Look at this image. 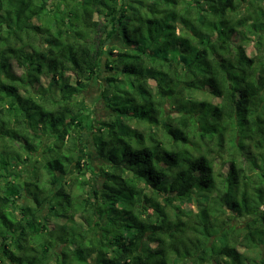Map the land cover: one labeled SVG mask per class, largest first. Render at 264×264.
<instances>
[{"label": "trees", "instance_id": "1", "mask_svg": "<svg viewBox=\"0 0 264 264\" xmlns=\"http://www.w3.org/2000/svg\"><path fill=\"white\" fill-rule=\"evenodd\" d=\"M0 264H264V0H0Z\"/></svg>", "mask_w": 264, "mask_h": 264}, {"label": "rangeland", "instance_id": "2", "mask_svg": "<svg viewBox=\"0 0 264 264\" xmlns=\"http://www.w3.org/2000/svg\"><path fill=\"white\" fill-rule=\"evenodd\" d=\"M245 8L248 7V5H243ZM253 40V39H252ZM113 43L115 44H118V45H123V41L121 39V37H119L118 35H116L115 37H113ZM245 47L247 48V51H248V54L249 55H253L257 52V50L255 49L254 45H253V41H251L250 43H247L245 45ZM103 79V77L101 76V78H95L91 85L89 86V88L84 92V96L86 98V101H87V104L92 108L94 109L96 112V114L98 115L97 118L100 119V118H107L108 117V112L104 110V108L101 106V103L100 101L97 102L100 94H101V80ZM44 81H46L44 79ZM134 126H136L135 124H132ZM140 127V126H138ZM141 128V127H140ZM92 136H93V132H90V131H87V129H84V135H83V138H84V142L83 144L85 143V145L87 144L88 146H85L86 150H87V154L90 158V161L91 163L94 165V167L99 170V166H102V163H103V159L99 157V155L97 154L96 150H95V147L93 145V140H92ZM47 138H45V141L47 143ZM42 153H40L38 155V157L41 155ZM223 157L217 159L216 161V166H215V169H216V173L218 175H220L221 173L223 174H226L227 171H228V163L226 162L227 161V158H228V149H226L224 152H223ZM48 158V157H47ZM46 156L43 157L42 161L43 163L46 161ZM34 166V164H31L30 165V169H32V167ZM90 173H92V171L89 170V173L88 176H90ZM39 175H40V178L41 180L44 182L46 180V178H48V175H47V172L43 169H41V167L39 166ZM35 176V174H34ZM59 180L58 181H62L66 178L67 181H69L70 184H72V188H76V173H74V166L71 167L70 171L68 174L66 175H61L59 174ZM220 178V177H218ZM91 183L95 186H99V179H96V178H92L91 179ZM69 186V184H68ZM176 204H179L180 201L177 200L175 202ZM183 207H195V204L193 202H186L184 204H182ZM196 208V207H195ZM43 212H46V210H44Z\"/></svg>", "mask_w": 264, "mask_h": 264}]
</instances>
